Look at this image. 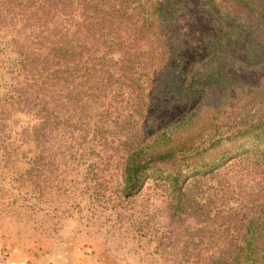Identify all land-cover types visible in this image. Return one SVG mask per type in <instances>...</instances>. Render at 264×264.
Masks as SVG:
<instances>
[{"label":"trees","instance_id":"1","mask_svg":"<svg viewBox=\"0 0 264 264\" xmlns=\"http://www.w3.org/2000/svg\"><path fill=\"white\" fill-rule=\"evenodd\" d=\"M0 31L5 100L39 105L45 123L55 114L95 131L103 120L84 111L107 109L108 94L137 97L131 111L146 114L123 134L125 197L152 179L168 187L171 216L195 213L192 186L231 160L264 185V0H0ZM240 63L257 66L254 82L238 78ZM209 99L167 132L170 113ZM243 207L226 259L264 264V195Z\"/></svg>","mask_w":264,"mask_h":264},{"label":"rangeland","instance_id":"2","mask_svg":"<svg viewBox=\"0 0 264 264\" xmlns=\"http://www.w3.org/2000/svg\"><path fill=\"white\" fill-rule=\"evenodd\" d=\"M7 33L0 31V38ZM235 73L243 82L258 77L255 65L240 63ZM4 91L0 88L1 245L28 252L75 248L91 264H236L226 256L241 231L229 221L246 212L239 206L264 195L259 177L233 170L231 160L192 186L200 202L195 213L171 216L168 187L160 181L147 180L131 197L121 192L123 134L137 131L132 120L146 114L143 107L131 111L138 103L133 93L108 94L107 109L84 111L103 120L92 131L55 114L45 123L36 112L39 105L8 104ZM212 100L199 113H170L177 119L167 132L182 133Z\"/></svg>","mask_w":264,"mask_h":264},{"label":"crops","instance_id":"3","mask_svg":"<svg viewBox=\"0 0 264 264\" xmlns=\"http://www.w3.org/2000/svg\"><path fill=\"white\" fill-rule=\"evenodd\" d=\"M83 251L55 247L46 251L28 252L0 244V264H91Z\"/></svg>","mask_w":264,"mask_h":264}]
</instances>
